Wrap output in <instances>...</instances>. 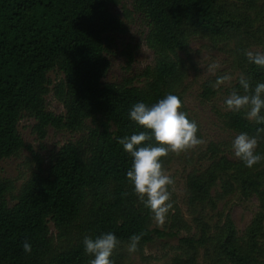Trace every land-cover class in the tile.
<instances>
[{
  "label": "trees",
  "instance_id": "obj_1",
  "mask_svg": "<svg viewBox=\"0 0 264 264\" xmlns=\"http://www.w3.org/2000/svg\"><path fill=\"white\" fill-rule=\"evenodd\" d=\"M121 2L0 0V163L23 149L33 156L29 175L18 187L0 175V264H89L94 257L84 250L86 235L111 232L118 245H128L133 234L143 232L141 252L156 237L181 231L187 234L178 238L172 264H264V161L248 168L209 142V163L190 171L185 182L195 233L173 200L167 230H160L152 227L150 209L133 192L127 179L133 158L118 143L126 135L150 133L129 116L137 102L151 106L172 93L187 114L184 55L192 39L227 47L239 75L253 88L264 83V68L244 54L252 45L264 46V0H131V9H123L120 17L110 8ZM132 14L145 21L153 64L135 78L106 82L114 35L126 31ZM54 70L62 75L55 83L49 76ZM138 79L140 85L134 82ZM213 84L203 83L202 99L216 95ZM233 88L243 94L238 80L229 93ZM50 92L62 103L63 114L48 110ZM218 115L226 129L255 136L257 152L264 154V131H258L264 125L243 112ZM24 117L34 120L31 132L39 141L50 127L80 136L62 144L45 163L20 134ZM146 143L156 145L154 138ZM170 157L169 152L161 158L164 168ZM229 196L256 201L242 233L229 213L216 212ZM25 240L30 254L23 251Z\"/></svg>",
  "mask_w": 264,
  "mask_h": 264
},
{
  "label": "rangeland",
  "instance_id": "obj_2",
  "mask_svg": "<svg viewBox=\"0 0 264 264\" xmlns=\"http://www.w3.org/2000/svg\"><path fill=\"white\" fill-rule=\"evenodd\" d=\"M110 9L114 14L123 17V9H131V0H122L121 4L113 5ZM146 32L147 26L142 17L138 14H132L130 20L126 23V31L114 35V43L111 52L108 53L110 68L103 79L104 81L117 82L123 79L135 78L142 69L153 64L154 54L145 43ZM127 46L129 47L127 48ZM127 50L132 57L130 64L127 63ZM249 50L264 52V46L252 45ZM184 58L188 64L183 92L187 117L198 125L196 135L197 137L199 135L198 138L202 139L204 143L179 155L170 152L172 158L170 157V162L164 169L174 180V184L168 186L171 193L170 200L178 204L184 219L192 228L190 232L195 233V224L192 221L193 215L190 214L186 204V176L190 171L202 169L209 163L206 157L207 154L205 155L209 142L220 145L229 159H237L232 149V141L237 134L223 126L218 113L227 110L225 98L229 95L231 86L236 82L239 71L227 47L213 46L206 40L199 38L191 40L188 57L184 55ZM212 63H219L220 65L214 73L208 71V66ZM224 74L233 76L231 83L215 88L218 91L210 100L202 99L199 94L203 83L206 81L214 83L218 76ZM49 76L53 83L62 77L57 70L50 72ZM140 81L138 79L134 82L140 85ZM46 105L48 110L56 114L64 113L62 103L54 97L52 92L46 96ZM33 124V119L24 117L19 122V131L25 143L29 144L31 149L37 152L45 163L49 161L52 154L62 144L73 141L80 136L78 133L73 134L50 127L45 139L39 141L31 132ZM32 166L33 156L31 152L23 149L17 156L1 161L0 175L11 179L18 187L28 177ZM13 202V199L8 197V203L11 205ZM255 210V199L243 201L232 196L219 202L216 208L218 214L223 212L231 215L239 233H242L249 224ZM213 218L215 220L217 215ZM167 226V217L163 226H157L155 220L152 225V227L160 230H167ZM52 231L54 232L53 229ZM186 234L187 232L181 231L176 236L156 237L152 242L145 245L141 252L137 251L132 254L128 253L127 245H117L110 258H112L114 264H172V257L178 252V238Z\"/></svg>",
  "mask_w": 264,
  "mask_h": 264
},
{
  "label": "clouds",
  "instance_id": "obj_3",
  "mask_svg": "<svg viewBox=\"0 0 264 264\" xmlns=\"http://www.w3.org/2000/svg\"><path fill=\"white\" fill-rule=\"evenodd\" d=\"M244 54L250 63L264 68V52L245 50ZM219 67V63H212L208 66V71L214 73ZM232 80L231 74L218 76L212 87L219 88L230 84ZM237 80L243 94L233 88L225 98L226 109L236 113L243 112L248 120L264 125V83H257L253 88L244 74H240ZM181 108V99L172 93L166 94L151 106L137 102L131 106L129 116L139 126L149 129L150 133L141 131L118 138V143L133 158L131 168L127 171V179L133 186L134 194L150 209L157 226L164 225L167 214L173 207L168 186L173 185L174 180L165 171L161 158L169 152L179 155L204 143L196 135L198 125L189 120ZM258 131H264V128ZM153 138L156 145L146 143ZM257 147V138L246 132L238 134L232 141L235 156L248 168L264 161V154L258 153ZM143 235L141 232L129 238V254L139 250V241ZM119 243L116 235L111 232L101 233L95 238L86 235L83 238L84 250L94 257L89 264H114L110 257ZM23 251L28 254L32 251L27 240L23 243Z\"/></svg>",
  "mask_w": 264,
  "mask_h": 264
}]
</instances>
